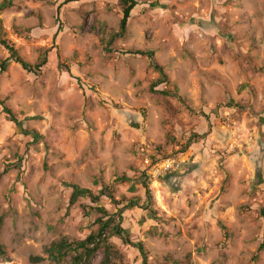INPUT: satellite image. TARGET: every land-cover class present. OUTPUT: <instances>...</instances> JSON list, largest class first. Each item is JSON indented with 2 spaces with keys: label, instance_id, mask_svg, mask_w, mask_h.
Wrapping results in <instances>:
<instances>
[{
  "label": "rangeland",
  "instance_id": "1",
  "mask_svg": "<svg viewBox=\"0 0 264 264\" xmlns=\"http://www.w3.org/2000/svg\"><path fill=\"white\" fill-rule=\"evenodd\" d=\"M138 2L125 32L118 0L0 9V36L32 64L48 59L27 71L0 43V101L23 122L0 102V264H71L46 250L96 231V207L116 220L122 210L150 264H264V0ZM146 156L185 163L154 178ZM70 183L117 202L72 204ZM110 242V264L143 263L137 247Z\"/></svg>",
  "mask_w": 264,
  "mask_h": 264
},
{
  "label": "trees",
  "instance_id": "2",
  "mask_svg": "<svg viewBox=\"0 0 264 264\" xmlns=\"http://www.w3.org/2000/svg\"><path fill=\"white\" fill-rule=\"evenodd\" d=\"M13 4V0H4L0 4V9H5L10 7ZM119 6L122 8L123 17L120 22V29L122 32L126 31L128 26V22L131 18L132 12L135 7L139 4L138 0H118ZM0 43L8 50L10 53V57L7 59L6 63L11 59L16 63L20 64L25 70L39 73L43 66L48 63L47 57H43L37 63H30L27 59H25L19 52L18 48L15 47V44L11 43L9 40L4 39L0 36ZM138 54H142L153 58L155 55L154 51H137ZM5 62L2 63V69H5ZM157 69L161 70L163 73L162 67L159 65L155 66ZM154 90V89H153ZM4 106L5 113L8 114L9 119L14 121L19 126H23V122L20 121L15 114L12 112L10 108H8L5 104V100L0 101ZM39 117H33V119H38ZM263 120V119H262ZM24 134L26 135H34V140H40L43 135L38 133L37 131H29L24 130ZM187 145L182 152L188 148ZM154 158V157H153ZM161 157L154 158V160H159ZM146 173V171H145ZM121 181H128L129 177L122 176L120 179ZM67 186L72 188L71 200L72 204H75L79 198L82 197H90L92 202L98 203L101 200V197L107 196L112 200L113 203L117 202L114 198L113 193L108 191V189L103 188L99 194H95L92 190L87 188H82L77 184H67ZM144 186L147 188L146 192L148 197H151V190L148 186V183L145 181ZM139 206V201L133 200L125 208H134ZM96 210L101 212L103 215L98 218V223L100 224L99 228L90 233L85 239L81 240H69L66 237H62L57 241H54L50 244L47 248V253L49 254V259H51L52 263H61L63 262L68 256H71V264H92L93 258L95 254L103 250L104 251V259L101 264H110L111 259L116 257L118 254V250H116V246L110 242L111 237H118L123 240L124 243L133 245L137 247L142 256H143V263L142 264H150L148 261V255L144 248V244L142 241L134 242L132 241L129 232L125 229L122 225V210L117 214L118 220L115 218V214H109L108 211L103 207H96ZM105 216L107 218H105ZM3 226V217L0 216V232ZM260 248H264V241L261 244ZM6 255V248L0 241V257ZM31 261L34 263H38L43 261L42 257H32Z\"/></svg>",
  "mask_w": 264,
  "mask_h": 264
},
{
  "label": "built area",
  "instance_id": "3",
  "mask_svg": "<svg viewBox=\"0 0 264 264\" xmlns=\"http://www.w3.org/2000/svg\"><path fill=\"white\" fill-rule=\"evenodd\" d=\"M225 117L229 120L236 123V121L232 120L231 112L226 111ZM185 160L180 158L179 156L176 157H168V158H160L159 160H154L149 156L144 158V167L147 171L148 175L158 178L161 175L167 174L169 172H174L177 170L182 169L184 166Z\"/></svg>",
  "mask_w": 264,
  "mask_h": 264
},
{
  "label": "crops",
  "instance_id": "4",
  "mask_svg": "<svg viewBox=\"0 0 264 264\" xmlns=\"http://www.w3.org/2000/svg\"><path fill=\"white\" fill-rule=\"evenodd\" d=\"M186 165H187V164H186ZM186 165H185V166H186Z\"/></svg>",
  "mask_w": 264,
  "mask_h": 264
}]
</instances>
